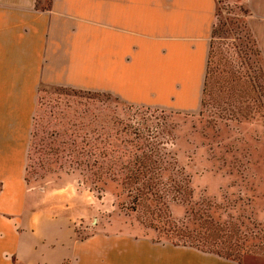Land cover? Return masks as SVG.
Here are the masks:
<instances>
[{
  "label": "crops",
  "instance_id": "obj_1",
  "mask_svg": "<svg viewBox=\"0 0 264 264\" xmlns=\"http://www.w3.org/2000/svg\"><path fill=\"white\" fill-rule=\"evenodd\" d=\"M240 3L264 67V0ZM214 14L215 0H0V264H239L149 236L78 238L25 181L40 87L196 112Z\"/></svg>",
  "mask_w": 264,
  "mask_h": 264
},
{
  "label": "rangeland",
  "instance_id": "obj_2",
  "mask_svg": "<svg viewBox=\"0 0 264 264\" xmlns=\"http://www.w3.org/2000/svg\"><path fill=\"white\" fill-rule=\"evenodd\" d=\"M248 18L240 0H215L209 41L213 50L208 59L210 83H214L203 106L201 93L194 113L129 108L106 94L92 96L75 90L73 95L56 91L58 87H40L43 98L35 110L32 148L33 155H38L31 157L25 181L40 199L49 198L55 206H64L75 218L76 237L94 232L124 233L151 239L156 236L172 244L144 227L140 213L126 210V199L115 184L106 181L97 185L96 192L76 173H41L37 167V157L47 154L36 153L37 146L60 142L61 136L50 132L60 126L67 112L65 104L81 102L83 110L92 111L96 119L99 114L105 122L115 114L127 119L149 141L159 142V154H168V161L175 162V168L188 177L192 191L189 202L169 205L170 220L181 230L203 237L205 246L228 250L239 264H264V67ZM240 75L242 79L249 77L254 86L226 94L229 81ZM58 134L63 135L61 129ZM42 168L52 169L45 164Z\"/></svg>",
  "mask_w": 264,
  "mask_h": 264
},
{
  "label": "trees",
  "instance_id": "obj_3",
  "mask_svg": "<svg viewBox=\"0 0 264 264\" xmlns=\"http://www.w3.org/2000/svg\"><path fill=\"white\" fill-rule=\"evenodd\" d=\"M212 50L213 45L210 42L201 106L204 105V97L210 96V88L214 83L212 81L210 83L212 74L209 73L208 60ZM242 78L243 76L240 75L235 80L229 81V87L224 90L226 94L233 95L232 91L236 88L240 93L243 88L254 86L249 77ZM223 86L224 83L220 84L218 89L221 93ZM55 90L73 95L77 93L71 89L55 88ZM84 93L92 96L98 95L92 92ZM42 98V91L39 88L35 98V110ZM65 105L67 112L62 116L60 126L50 132L61 136L60 142L58 144L56 142L45 143L43 148L40 145L37 146L36 153L47 152L45 156L37 157L39 160L36 159L37 167L42 170L41 173L56 172L68 175L76 173L86 180L91 190L96 192L99 190L97 185H102L106 181L111 182L119 187L121 194L124 195L126 210L130 213H140L143 217V226L153 231L154 234H161L166 241L175 246L192 247L224 259L235 258L231 257L228 250L205 246L208 244L205 243L203 237L191 236L170 220L169 205L187 204L192 191L189 188L188 177L175 168V162L168 161L166 158L168 154H159L161 150L158 148L159 142L149 141L150 139L145 137L138 128L132 126L127 119H120L116 114L105 122L101 119V114H99L100 118L96 119L92 111L83 110L85 104L81 102ZM35 121L34 112L26 152L25 173L28 163H31V157L38 155H33L32 151ZM60 129L63 135L58 134ZM59 152L66 153V155H58ZM44 164L51 165L52 169L42 168ZM153 240L160 241L156 236ZM237 263H239L238 260Z\"/></svg>",
  "mask_w": 264,
  "mask_h": 264
}]
</instances>
